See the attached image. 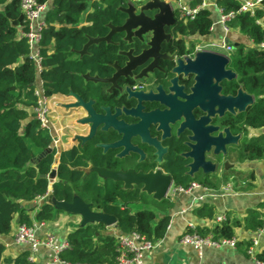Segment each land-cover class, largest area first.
Masks as SVG:
<instances>
[{
    "label": "trees",
    "instance_id": "trees-1",
    "mask_svg": "<svg viewBox=\"0 0 264 264\" xmlns=\"http://www.w3.org/2000/svg\"><path fill=\"white\" fill-rule=\"evenodd\" d=\"M37 1L47 3L48 8L35 57L28 42L29 21L21 0H0V236L9 235L18 218V225L31 227L35 222L52 221L55 214H65L44 200L35 204L51 194L57 202L82 199L93 211L114 217L116 228L123 234L137 233L152 242L164 238L171 218L166 214L158 217L154 209L165 212L172 207V198L157 201L143 190L142 185L126 188L120 181L102 177L100 170H132L147 174L161 169L170 176L174 189L187 190L193 183L218 192L226 187L235 192L253 188L255 175L243 172L238 166L264 159V133L254 136L250 133L264 129V50L258 47L264 42V0L263 8L254 15L240 13L228 22V26L238 30L251 45H232L228 69L236 74V78L222 82L221 94L235 97L242 91L252 96L253 102L243 112L226 113L217 118L220 129L228 130L239 141L227 146L223 154L208 152L206 161L218 168L229 162L233 168L212 173L200 169L191 173L193 161L186 156L190 151L188 132L162 141L166 153L163 160L158 161L154 149L142 144L139 138L132 144L142 150L143 158L137 153L121 156V149L105 150L103 146L118 142L121 136L113 129H98L91 139L80 140L69 150L60 151L57 179L51 189L48 176L56 164L58 152L53 148L45 153L52 147L53 137L35 113L39 105L36 91L42 90L47 98L77 95L86 103L94 101L97 112L102 111L100 102L115 103L121 108L135 107V99L122 96L116 89L110 90L109 85L93 79L112 78L115 66H126V53L137 56L150 47L152 33L129 41L125 32H115L110 42L91 44L83 54L91 39L106 38L112 27L125 24L128 19L125 10L133 6L139 14L146 1ZM189 2L196 8L202 0ZM216 4L223 14H228L238 11L241 0H217ZM155 14L156 11H146L151 18ZM173 16L174 23L165 28L171 39L163 43L161 52L171 57L184 56L196 45L188 38L210 34L211 12L208 8H200L188 19L174 8ZM159 66L163 72L151 73V79L158 82L172 70L174 62L161 60ZM125 82L133 84L135 80L120 78L118 84ZM192 83L191 80L184 84L189 89ZM163 85L167 88L169 81ZM124 119L128 123L134 122L128 117ZM150 133L152 137L160 138L156 128L152 127ZM192 212L199 219L215 222L210 227L188 228L187 232L214 239H233L238 227L252 232L264 229V211L260 209L250 211L242 222L226 216L220 223H216L217 210L213 204L204 203ZM106 229L101 223L75 228L67 235L68 247L61 253V258L75 264L116 263L120 248L117 238ZM5 250L0 243V264H32L28 252L11 257ZM260 258L264 261V254Z\"/></svg>",
    "mask_w": 264,
    "mask_h": 264
},
{
    "label": "water",
    "instance_id": "water-1",
    "mask_svg": "<svg viewBox=\"0 0 264 264\" xmlns=\"http://www.w3.org/2000/svg\"><path fill=\"white\" fill-rule=\"evenodd\" d=\"M146 11H156L153 18L146 15ZM128 19L125 24L120 27H112L111 33L108 37L103 39H91L89 44L84 48L83 54L89 45L94 43L110 42L111 36L115 32H125L126 39L131 41L134 37H141L145 33H152V39L149 48L139 56H133L132 53H126L128 57V64L125 68L120 69L115 66L116 74L112 79L100 80L93 79V81L102 83H112L116 86L117 80L120 77L131 75L134 70L144 67L151 60L153 61L142 75L153 69L158 68L160 60H174L161 52L164 42L171 39V36L165 32V28L174 23L173 10L167 2L162 0H153L142 6L139 14L136 8L131 6L125 10ZM229 60L225 57L211 54L198 53L194 60H186L185 62L179 60L178 68L174 73L178 75H196V84L191 89V94L184 91V88L178 86V80H173L171 92L176 95L165 96L162 91L159 95L153 94H131L141 102L151 100L160 101L166 105L169 110L153 111L150 113L142 111L139 105L137 109L125 111L126 115L135 116L139 122L137 124H127L119 120L120 111L112 115L110 110L105 109V115L95 112L92 103H85L77 95V106L83 107L89 118L82 121V124L91 125L90 134L86 138L80 140L87 141L91 139L97 129L103 126L102 130L113 129L117 131L122 137L118 142L112 145L103 146L105 150L108 149H124L121 156L129 153H137L144 157V154L139 148L132 145L131 139L139 138L143 144H148L158 150V158L162 159L165 151L161 148L160 143L153 139L149 133L151 126H158L159 130L164 132V137L169 135V124L175 126L181 122L179 134L184 130H188L192 136L190 138V151L187 157L192 159L191 173H196L202 169L205 173L215 172L216 167L210 162L206 161V152L212 147L215 148V153H225L226 147L235 144L239 141L238 137H234L228 130L219 133L220 127L212 125L216 123L217 117L221 118L226 113L243 112L248 105L253 102V97L244 94L242 91L235 97L221 95L222 82L231 81L236 78V74L228 69ZM179 98V99H178ZM201 111L204 115L200 119H196L194 113ZM262 130H258L262 134ZM219 133L218 136L213 134ZM53 147L46 150L45 153L51 152ZM59 153L56 156V164L53 166L48 178L50 181V189L57 179V164L59 163ZM234 166L229 162L224 163V171L233 168ZM100 174L104 177H109L124 183L126 188H131L134 185H142L143 190L152 195L157 201H162L169 197L173 189V182L169 175L163 173L161 170L151 171L147 174L136 173L132 170L127 172H108L100 170ZM44 202L53 204L56 210L64 211L73 216H78L81 219L80 227L90 224H104L106 227L115 226L116 219L101 212L93 211L90 205L86 204L82 199L75 198L72 202H57L53 200V196L48 194L44 198Z\"/></svg>",
    "mask_w": 264,
    "mask_h": 264
},
{
    "label": "crops",
    "instance_id": "crops-1",
    "mask_svg": "<svg viewBox=\"0 0 264 264\" xmlns=\"http://www.w3.org/2000/svg\"><path fill=\"white\" fill-rule=\"evenodd\" d=\"M146 3L153 0H145ZM170 4L172 10L177 8V0H162ZM190 1V0H188ZM213 0V4L208 7L211 12L213 30L206 37H191L188 41L193 43L221 42L227 40L233 46H250L251 42L242 36L238 30L231 28L228 34L225 33L220 24L221 12ZM142 8V7H141ZM36 51L33 50L35 54ZM244 93V92H243ZM245 94V93H244ZM76 108V98L73 95L54 96L50 98L51 115L50 120L54 125L56 132L55 149L60 151L69 150L77 144L78 138H84L89 133V128L83 126L82 130H76L75 126L80 117H74ZM81 114V111H79ZM264 133V129H262ZM252 136L258 135V131H251ZM58 154V153H57ZM240 170L247 174L255 175L254 186L246 192H235L229 187L223 191H213L206 188H198L191 193H175L171 196L173 200L172 207L165 212L160 213L159 217L169 215L170 228L161 240V245L154 251L148 253L145 257L146 264H254L247 254V248L252 239L257 238L256 232L246 230L243 227L235 229L236 247L224 246L221 248H206L203 257H199L196 250L189 246L181 244V237L189 225L195 227H210L215 221L199 219L194 216L192 210L204 203L213 204L217 210V217L228 216L231 220L243 221L250 211L260 209L264 211V159L255 162H247L238 166ZM101 173V172H99ZM101 175V174H100ZM102 176V175H101ZM103 177V176H102ZM205 195H207L205 197ZM205 197L204 200L197 201L198 198ZM43 200L36 201L35 204H41ZM191 208V209H190ZM188 210L182 213V210ZM34 213H31L33 216ZM19 218L12 227L9 235L0 236V243L6 248L7 256L16 257L22 252L30 254L27 245L17 244L15 242V233L18 227ZM45 226L39 230L38 234L43 237L47 233L55 234L60 240H67V235L75 228L80 227L81 219L78 216L69 214H55L52 221L44 222ZM107 233L120 235L116 226L107 227ZM260 252L264 254V238H259ZM261 254V255H262ZM50 250L41 248L36 255L35 262L32 264H47L49 262Z\"/></svg>",
    "mask_w": 264,
    "mask_h": 264
},
{
    "label": "built area",
    "instance_id": "built-area-1",
    "mask_svg": "<svg viewBox=\"0 0 264 264\" xmlns=\"http://www.w3.org/2000/svg\"><path fill=\"white\" fill-rule=\"evenodd\" d=\"M188 0H177V8L180 10L182 17L191 19L197 13L200 8H208L213 4V0H202L200 6L193 8L189 5ZM21 7L23 12L29 21L30 32L27 34L28 42L35 52L37 57V46L40 41V33L44 27V14L47 11V3H39L37 0H21ZM263 8V0H241V6L236 12H230L223 14L221 11L220 24L222 25L226 34H228L231 28L228 26V22L233 20L237 14L250 13L254 15L258 9ZM213 30V25L210 31ZM260 49L264 50V42L259 44ZM233 47L227 40L217 42L202 43L196 47L192 54L184 56L182 59H194L198 53H211L225 57L230 61ZM40 60H38L39 62ZM128 90H135L136 88H127ZM36 95L39 97V105L35 109V113L40 120L42 126L47 128L51 134L52 127L49 120L51 115L50 98L44 96L42 90L38 89ZM53 137V135H52ZM53 142H57L53 137ZM201 188L200 185L193 183L187 190L184 189H172L169 196L175 193H191L193 190ZM207 195H205L206 197ZM204 197V198H205ZM45 198V197H44ZM41 199V200H44ZM203 197L198 198L197 201H203ZM191 209V208H190ZM189 210V209H188ZM188 210H182V213H186ZM225 217H217L216 223L224 221ZM45 226L44 222L34 223L33 226H27L25 224H19L15 233V242L17 244L27 245L30 251L29 261L35 262L36 255L41 248H48L50 250L49 262L47 264H75L66 261L61 258V253L68 247L67 240H60L55 234L47 233L43 237L38 234L39 230ZM170 228V224L167 230ZM190 229H194L189 225ZM257 238L251 240L250 245L247 248V254L254 264H264V261L260 258V241L259 238H264V229L256 232ZM117 238V242L120 248V255L117 258L116 263L113 264H146L145 257L148 253L154 251L161 245V240L148 241L137 233L114 235ZM184 246L192 247L198 253V256L203 257L204 250L206 248H221L224 246L236 247L237 240L233 239H214L212 236H202L196 232H185L180 240Z\"/></svg>",
    "mask_w": 264,
    "mask_h": 264
},
{
    "label": "flooded vegetation",
    "instance_id": "flooded-vegetation-1",
    "mask_svg": "<svg viewBox=\"0 0 264 264\" xmlns=\"http://www.w3.org/2000/svg\"><path fill=\"white\" fill-rule=\"evenodd\" d=\"M133 39V38H132ZM151 42V41H150ZM190 42V41H189ZM193 43V42H192ZM196 44V45H195ZM200 44H202V43H200V42H197V43H194V48L192 49V51L191 52H189V53H187L186 55H188V54H192L194 51H195V49H196V47L197 46H199ZM128 53H130V52H128ZM133 55V54H132ZM141 55V54H140ZM186 55H184V56H186ZM197 55V54H196ZM133 56H135V55H133ZM137 56H139V55H137ZM136 56V57H137ZM168 56V55H167ZM184 56H175V57H172L174 60H172L173 62H174V67L172 68V70L170 71V72H167L165 75H164V77H163V79L160 81V82H158V81H156V80H154V79H151V73H153L154 71H156V70H160V71H162L163 72V70H162V68L159 66V64H158V68H156V69H153L152 71H150V72H147L146 74H144V75H142V72H143V70H145L153 61L151 60L150 62H148V64H146L144 67H142V68H139V69H137V70H134L133 72H132V74L131 75H128V76H125V77H120V78H133V80H135V82L133 83V84H131V82H128V83H122L121 85H119L118 84V81H119V79L117 80V83H116V86L115 85H113L112 83H109V84H107V85H109L110 86V90H112V89H116L122 96H126L127 98H133V99H135L136 101H137V104H136V106L135 107H132V108H121V107H116V104L115 103H112V104H110V103H102V102H100V105H101V109H102V111L101 112H97L96 110H95V108H94V101H90V102H88V103H92L93 104V108H94V110H95V112L96 113H98V114H102V115H105L106 113H105V109H108V110H110V112H111V114L112 115H115V114H117V111H120V118H119V120H122V121H124V122H126L125 121V119H124V117H128V118H131L134 122L133 123H128V122H126L127 124H137L138 122H139V120H138V118H136L135 116H130V115H126L125 114V111H130V110H134V109H137L138 108V106L140 105L141 107H142V111H144V112H147V113H150V112H153V111H157V110H159V111H166V110H169V108L166 106V105H164V104H162L160 101H151V100H147V101H143V102H141L139 99H137L136 97H134V96H131V94H153V95H159L161 92L160 91H162L163 93H164V95L165 96H175L176 94L175 93H173V92H171V88H172V86H173V80H175V79H177L178 80V86L179 87H182V88H184V91L185 92H187L188 94H191V89L192 88H194V86H195V84H196V81H195V78H196V75H178V74H176V73H174V71L176 70V68H178V61L179 60H181V61H183V62H185L186 60H188V59H185V60H183L182 58L184 57ZM168 57H171V56H168ZM196 58V57H195ZM194 58V59H195ZM193 59V60H194ZM169 60V59H168ZM189 60H192V59H189ZM161 61V60H160ZM160 61H159V63H160ZM128 62H129V60H128ZM128 62H127V64H128ZM126 64V65H127ZM126 67V66H125ZM125 67H123V68H125ZM120 69H123V68H121V67H119ZM138 72V73H137ZM115 74H116V70H115ZM114 74V75H115ZM170 74H172L173 76L172 77H170ZM114 75H113V77H114ZM112 77V78H113ZM112 78H110V79H112ZM106 80H109V79H106ZM169 81V86L167 87V88H165L164 87V85H163V82H165V81ZM193 81V83H192V85H191V87L189 88V89H187V87H186V85L184 84L185 82H188V81ZM106 84V83H105ZM128 87H130V88H136L135 90H128L127 88ZM70 95H73V94H70ZM222 95V94H221ZM73 96H76V95H73ZM179 99V98H178ZM86 103V102H85ZM76 104H77V100H76ZM111 107H115L114 108V110H112L111 109ZM148 107H152V109L151 110H149L148 109ZM79 111H81V114L79 113ZM83 115V117H82V119H78V121H77V124L76 125H80L81 127H83V126H87L88 128H89V133H88V135L86 136V137H88L89 136V134H90V130H91V125H86V124H82V121H84V120H86L87 118H89V116L87 115V112H86V110L83 108V107H78L77 105H76V108L74 109V117H80V116H82ZM194 115H195V118L198 120V119H200L201 117H203V116H207V115H204V113H202L201 111H197V112H195L194 113ZM217 118H219V117H217ZM183 121L184 120H182L181 122H179V123H177L175 126H172L171 124H169V135L167 136V137H164V132L162 131V130H159L158 129V126H151L150 128H149V133H150V130H151V128L152 127H154V128H156V130H157V132L160 134V138H158V137H152L153 139H156L159 143H160V145H161V148L165 151V153H166V149L163 147V145H162V141H164V140H166V139H168V138H170L172 135H180V134H183V133H185V132H188L189 133V142H188V145L190 146V138H191V136H192V134L188 131V130H184L182 133H180L179 134V129H180V127H181V124L183 123ZM212 125H214V126H216V127H219L216 123L214 124H212ZM102 128H103V126H101V127H99L98 129H101L102 130ZM97 129V130H98ZM109 130V129H108ZM107 131V130H106ZM225 130H221L220 129V131H219V133H223ZM219 133H215V134H213V136H218L219 135ZM150 135H151V133H150ZM86 137H84V138H86ZM122 138V137H121ZM120 138V139H121ZM80 139L81 138H78V140H77V143H78V141H80ZM134 139H137V138H134ZM134 139H131V143H132V141L134 140ZM140 141H141V143H142V140L141 139H139ZM143 144V143H142ZM133 145V144H132ZM145 145H148V144H145ZM134 147H136V148H139V147H137V146H135V145H133ZM149 146V145H148ZM151 148H153L154 149V151H155V155H156V157H157V160L158 161H161V160H163V158H164V156H165V153H164V156L162 157V159H159L158 158V150L156 149V148H154V147H152V146H150ZM140 149V148H139ZM141 150V149H140ZM124 151V149H121V153ZM142 151V150H141ZM208 152H212V153H214V154H219V153H215V148L214 147H212L211 149H209L207 152H206V154L208 153ZM143 153V152H142ZM144 154V153H143ZM223 154V153H222ZM212 164V163H211ZM215 167H216V170L215 171H219L220 170V168H218L215 164H213ZM221 169H223L224 170V165H223V168H221ZM157 170H161V169H157ZM156 170V171H157ZM162 171V170H161ZM163 172V171H162ZM164 173V172H163Z\"/></svg>",
    "mask_w": 264,
    "mask_h": 264
},
{
    "label": "rangeland",
    "instance_id": "rangeland-1",
    "mask_svg": "<svg viewBox=\"0 0 264 264\" xmlns=\"http://www.w3.org/2000/svg\"><path fill=\"white\" fill-rule=\"evenodd\" d=\"M49 120H50V118H49ZM50 122H51V120H50ZM75 126H77V127H76V130H78V131H79L80 129L82 130V127H81L80 125H75ZM51 127H52V133H53L52 135H53V137L55 138L57 134H56V132H55V130H54V125H53L52 123H51ZM55 145H56V142H53L52 147H53L54 149L56 148ZM219 171L221 172V171H223V169L220 168ZM154 211H155V213H156V214L158 215V217H159L160 213H158L156 209H154ZM35 223H40V222H35Z\"/></svg>",
    "mask_w": 264,
    "mask_h": 264
}]
</instances>
